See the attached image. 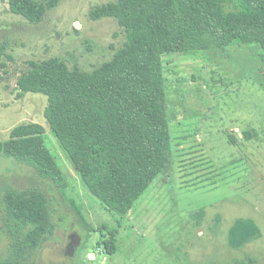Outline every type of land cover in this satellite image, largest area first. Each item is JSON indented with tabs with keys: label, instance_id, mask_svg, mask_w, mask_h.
Here are the masks:
<instances>
[{
	"label": "rangeland",
	"instance_id": "obj_1",
	"mask_svg": "<svg viewBox=\"0 0 264 264\" xmlns=\"http://www.w3.org/2000/svg\"><path fill=\"white\" fill-rule=\"evenodd\" d=\"M117 1L58 0L32 22L0 0V141L18 124H43L68 182L62 189L0 154V192L6 184L41 189L55 225L25 264H237L250 258L264 264V53L257 46L163 57L172 160L121 227L61 148L44 115L47 96L19 95L18 78L31 61L56 58L84 71L111 61L126 33L116 18L95 14ZM103 225L119 228L114 254L98 245ZM12 240L0 224V260Z\"/></svg>",
	"mask_w": 264,
	"mask_h": 264
},
{
	"label": "trees",
	"instance_id": "obj_2",
	"mask_svg": "<svg viewBox=\"0 0 264 264\" xmlns=\"http://www.w3.org/2000/svg\"><path fill=\"white\" fill-rule=\"evenodd\" d=\"M57 1L9 0V8L39 22ZM95 15L116 18L126 33L124 46L111 61L92 71L71 69L56 58L31 61L17 85L19 95L47 96L44 115L61 148L89 192L119 216L121 227L172 160L163 57L245 45L264 53V0H118ZM4 50L0 46V61ZM244 135L253 138L251 132ZM0 154L62 189L68 186L39 122L14 126L9 139L0 141ZM0 201L1 228L13 237L0 264H25L54 233L49 199L37 187L17 190L6 184ZM102 227L107 230L101 231L98 245L114 254L119 228Z\"/></svg>",
	"mask_w": 264,
	"mask_h": 264
}]
</instances>
